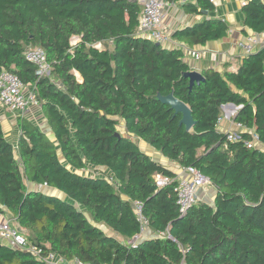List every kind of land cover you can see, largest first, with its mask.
I'll return each instance as SVG.
<instances>
[{"label": "trees", "instance_id": "obj_1", "mask_svg": "<svg viewBox=\"0 0 264 264\" xmlns=\"http://www.w3.org/2000/svg\"><path fill=\"white\" fill-rule=\"evenodd\" d=\"M165 1L192 15L213 9L208 0ZM242 8L244 24L263 31L264 0ZM141 10L133 0H0V72L16 75L34 94L50 133L17 116L14 146L0 121L1 213L43 255L66 260L264 264V48L243 55L235 71L203 70V81L190 89L181 49L139 34ZM228 29L205 18L171 38L202 47ZM27 48L43 50L49 76L35 74ZM171 92L190 108V130L158 101ZM226 104L239 107L233 120L245 128L232 142L217 129ZM252 132L261 147L246 146ZM138 141L208 177L213 201L180 212L175 182L156 184L157 175L176 174ZM26 182L46 184L65 199L29 190ZM143 224L155 235L127 244ZM0 264L48 263L0 243Z\"/></svg>", "mask_w": 264, "mask_h": 264}, {"label": "built area", "instance_id": "obj_2", "mask_svg": "<svg viewBox=\"0 0 264 264\" xmlns=\"http://www.w3.org/2000/svg\"><path fill=\"white\" fill-rule=\"evenodd\" d=\"M141 5V14L139 16V34L155 43L167 47L171 43V37L164 28L165 18V0H133ZM209 3L215 4L218 0H208ZM245 5L249 0H239ZM171 45V44H170ZM236 46L243 55L253 53L260 48H264V32L251 33L237 41ZM175 47L180 48L185 56L193 60L201 57V51L196 48L177 44ZM24 57L27 61L35 66V74L38 77L49 76L51 66L46 60L45 53L40 48H27L24 51ZM38 102L34 94L24 86L22 81L14 74L7 71L0 72V107L7 113L15 116H26L32 107H38ZM231 131L225 132L226 140L235 141L238 134L245 130L242 124H234ZM252 141L246 142V146L251 148L257 143V136L252 132ZM176 177L157 175L156 184L163 186L175 182L174 192L176 195V204L180 212L186 211L189 207L199 201H205L203 195L206 188L210 187L209 178L203 175L199 170L193 167L181 168ZM47 187L42 184L39 188ZM136 205V204H135ZM136 209L138 206L136 205ZM147 227L143 224L140 232L135 234L131 239L127 240V244H135L142 237ZM159 235H163L160 233ZM0 243L14 250L29 252L34 257L48 264H88L76 258L66 260L65 258L53 253L47 252L43 255L42 248L30 244L26 237L18 230L14 222L10 218H3L0 209Z\"/></svg>", "mask_w": 264, "mask_h": 264}, {"label": "crops", "instance_id": "obj_3", "mask_svg": "<svg viewBox=\"0 0 264 264\" xmlns=\"http://www.w3.org/2000/svg\"><path fill=\"white\" fill-rule=\"evenodd\" d=\"M213 5V9L209 12H202L201 14L192 15L186 13L179 3H169L166 2L165 6V18H164V28L170 37L172 33L185 26H190L196 22L201 21L202 19H218L225 22L228 25V33L225 37L207 42L204 46H196L193 48L199 49L201 51V57L198 60H193L188 56H185L184 61L188 64L190 70L197 72H202L206 69H214L219 72L223 71H235L238 65L241 62L243 57L242 52L236 46L238 40L242 37L251 34V33H261L263 31H255L250 27L244 24L245 15L243 12V5L239 0H218ZM171 44V45H170ZM167 45V48H173L175 45H185L183 42H180L176 39L171 38V43ZM39 107H32L30 112L25 116L29 120L35 122L40 126V128L49 133V127L46 123L45 118L39 112ZM239 109L237 106H230L229 104L223 105L221 107V119L219 120L217 129L225 133L231 131L234 128V116L236 111ZM236 110V111H235ZM17 116L7 113L3 108L0 107V121L3 128L4 135L7 140H9L14 146L16 145L19 129L16 123ZM139 142V141H138ZM142 142V141H141ZM147 145V144H146ZM257 145L261 147L258 143ZM149 146V145H147ZM152 147H148L144 153H146L153 160L161 163L166 168L170 169L174 173H178L181 170V167L176 165L173 162H170L167 158L163 157L159 152H157ZM27 188L29 190H39L44 191L50 194H53L52 191L56 192V195L61 199H65V196L54 189L48 187L39 188L34 184L27 183ZM214 191L212 188H209L208 191L203 195V198L213 201ZM3 218H10L6 211H2ZM104 229V227H103ZM155 234L150 232L148 229L144 232L143 237L139 240H143L149 237H153ZM138 241V242H139Z\"/></svg>", "mask_w": 264, "mask_h": 264}, {"label": "water", "instance_id": "obj_4", "mask_svg": "<svg viewBox=\"0 0 264 264\" xmlns=\"http://www.w3.org/2000/svg\"><path fill=\"white\" fill-rule=\"evenodd\" d=\"M158 44V43H156ZM184 77L189 80V88L193 86L195 82H200L203 81L202 74L200 72L190 70L184 74ZM158 101L161 103L168 105L174 112L175 114H180L181 115V120L180 124L184 125L186 130H190L193 125H194V120L191 115L190 108L178 100L177 98L174 97L173 93L171 92L167 96H157ZM230 106L234 107L235 105L229 104ZM236 111V110H235Z\"/></svg>", "mask_w": 264, "mask_h": 264}, {"label": "rangeland", "instance_id": "obj_5", "mask_svg": "<svg viewBox=\"0 0 264 264\" xmlns=\"http://www.w3.org/2000/svg\"><path fill=\"white\" fill-rule=\"evenodd\" d=\"M76 40H77L76 38H73V39H72V43H75ZM117 130H118V132H120V133H122V134L125 133V132H124V129H123V127H122L121 125L117 127ZM134 140H135V139H134ZM137 144H138L139 149H140L141 151H143V152L149 147V146H147L145 143H143V142H141V141H139ZM152 150H153V149H152ZM82 172H84L85 174H91V171L89 172V170L82 171ZM26 184H27V182H26ZM27 186H28V185H27ZM208 189H209V188H206L205 192H207ZM52 193H53V194H56V192H54V191H52ZM207 202H208V203H211L210 200H207Z\"/></svg>", "mask_w": 264, "mask_h": 264}]
</instances>
